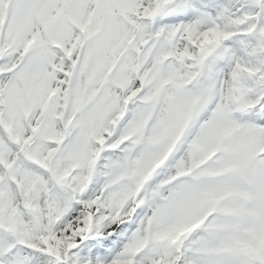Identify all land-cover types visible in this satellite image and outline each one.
I'll return each instance as SVG.
<instances>
[{"label":"snow or ice","instance_id":"snow-or-ice-1","mask_svg":"<svg viewBox=\"0 0 264 264\" xmlns=\"http://www.w3.org/2000/svg\"><path fill=\"white\" fill-rule=\"evenodd\" d=\"M0 264H264V0H0Z\"/></svg>","mask_w":264,"mask_h":264}]
</instances>
